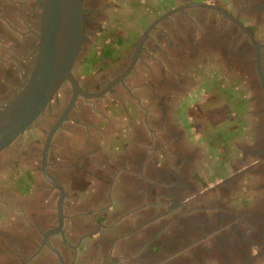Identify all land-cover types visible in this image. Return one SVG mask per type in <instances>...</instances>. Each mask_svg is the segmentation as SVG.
<instances>
[{
	"label": "flooded vegetation",
	"instance_id": "af4514ba",
	"mask_svg": "<svg viewBox=\"0 0 264 264\" xmlns=\"http://www.w3.org/2000/svg\"><path fill=\"white\" fill-rule=\"evenodd\" d=\"M82 1L80 90L0 152V264H264V0H156L136 27L120 0ZM17 3L0 105L39 50L42 0Z\"/></svg>",
	"mask_w": 264,
	"mask_h": 264
},
{
	"label": "water",
	"instance_id": "95a60500",
	"mask_svg": "<svg viewBox=\"0 0 264 264\" xmlns=\"http://www.w3.org/2000/svg\"><path fill=\"white\" fill-rule=\"evenodd\" d=\"M190 4L219 10L237 23L248 37L257 43L251 31L238 16H232L222 8L209 3L191 2ZM182 8L183 6H178L163 14L151 24L150 28ZM41 9L39 50L33 71L18 94L9 102L0 105V152L20 138L44 113L65 82H70L76 90H80L73 69L83 49L85 24L83 1L42 0ZM75 98L76 93L67 111L72 107ZM60 123L59 121L51 129L49 140Z\"/></svg>",
	"mask_w": 264,
	"mask_h": 264
},
{
	"label": "rangeland",
	"instance_id": "374dc122",
	"mask_svg": "<svg viewBox=\"0 0 264 264\" xmlns=\"http://www.w3.org/2000/svg\"><path fill=\"white\" fill-rule=\"evenodd\" d=\"M120 1L125 6V9H123V11L121 12L120 17H121V19L123 18L122 20H125V21L128 20L129 23H132V25H130L132 27H136V25H137L136 22L139 21L138 17L146 16V15H148L149 11H151V9L149 8L148 2H151V3L156 2V0H120ZM156 9H158V8L156 7ZM140 19H141V21L144 20V18H140ZM125 21H123V22H125ZM117 27H118V29H121L124 27L130 28L129 25L128 26H119L118 25ZM115 30H116V25H115ZM214 105H216V102H214ZM207 107H208V104H207ZM223 107L224 108L222 110H220L217 107L215 109H212V108L211 109H212V112L215 113V116H217V113L219 115H222L223 112L224 113L225 112L231 113L232 108L230 106H228L224 103ZM209 108L210 107L203 109L204 112L209 110ZM202 116H203V114H201L200 117H202ZM195 120H196V122H200V120H198V119H195ZM229 123H230L229 121L223 120L222 122L219 123L220 124L219 127L223 128L225 133H229L228 130H226L227 128H230L228 126Z\"/></svg>",
	"mask_w": 264,
	"mask_h": 264
},
{
	"label": "crops",
	"instance_id": "0c3cea01",
	"mask_svg": "<svg viewBox=\"0 0 264 264\" xmlns=\"http://www.w3.org/2000/svg\"><path fill=\"white\" fill-rule=\"evenodd\" d=\"M17 1L23 2L24 0H0V5L4 6V4H5V6H7L8 4L12 3V7H13V6H17L18 5ZM22 5H24V4H22ZM242 189L243 188H241L239 190L240 193H242ZM145 221L146 222L149 221L150 222L149 224H153L155 222V219H149V220H145Z\"/></svg>",
	"mask_w": 264,
	"mask_h": 264
}]
</instances>
